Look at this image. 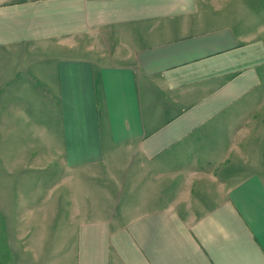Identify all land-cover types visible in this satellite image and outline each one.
Instances as JSON below:
<instances>
[{
  "label": "crops",
  "instance_id": "0c3cea01",
  "mask_svg": "<svg viewBox=\"0 0 264 264\" xmlns=\"http://www.w3.org/2000/svg\"><path fill=\"white\" fill-rule=\"evenodd\" d=\"M2 54L4 264H264V0H0Z\"/></svg>",
  "mask_w": 264,
  "mask_h": 264
},
{
  "label": "rangeland",
  "instance_id": "374dc122",
  "mask_svg": "<svg viewBox=\"0 0 264 264\" xmlns=\"http://www.w3.org/2000/svg\"><path fill=\"white\" fill-rule=\"evenodd\" d=\"M5 55H0V57H4ZM13 58L7 60V58H0V75L3 74L6 70L10 69L11 66L14 64H18L20 61L17 58V55H12ZM17 59V60H16ZM20 64V63H19ZM31 64V63H30ZM38 106V105H37ZM40 105L39 107H41ZM44 111H47L46 108L43 109ZM26 116L28 118H26ZM46 119V115H42V112L39 111V116L35 114L33 111L29 110L26 105H9L8 107H5L2 111L0 110V153L3 152L5 154H8L9 152H14L16 150L22 151L24 145L27 141H24L23 138L28 135V149L30 148H38L36 145L37 143L30 138V132L31 128L33 130V133L38 136L40 134L43 138V144L45 143V134L41 133L42 130L41 127H38V124L36 121H38V118ZM31 122V123H30ZM33 123V126H32ZM40 129V131H39ZM9 134H12L11 138H9ZM8 137V141L6 140ZM13 141V142H12ZM57 148V146H55ZM40 148V147H39ZM45 147L42 146V149ZM50 149V148H49ZM46 151V150H45ZM0 156H2L0 154ZM7 164V165H6ZM20 159H15L13 157H6V162L3 163L2 157H0V182L5 184L7 190L0 192H5L7 194L8 199L12 198L14 199V195L12 194V191L15 192L14 189L11 187H16V185L19 184V181L21 180V177L25 174H21L19 167H20ZM35 166H38L37 163L31 161V163L28 165V167L35 168ZM42 166H46V159L45 162L42 164ZM8 168L12 169V172L9 171ZM46 180V179H45ZM46 186L43 188V190L39 191V197L43 198L46 196ZM9 193V194H8ZM5 194V195H6ZM6 199V197H4ZM17 198V200H16ZM18 203V210L21 212L25 207L26 200L23 199L20 193L15 195V201ZM1 210V207H0ZM13 223L6 221V216L0 214V264L5 263V258L8 257L13 260L14 255L11 253H6V242L10 240L11 242L14 241L13 238ZM11 235V238L8 239L6 235Z\"/></svg>",
  "mask_w": 264,
  "mask_h": 264
}]
</instances>
